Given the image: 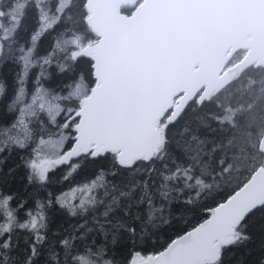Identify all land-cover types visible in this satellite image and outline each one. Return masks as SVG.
I'll return each mask as SVG.
<instances>
[{"label": "snow or ice", "instance_id": "6c2138e0", "mask_svg": "<svg viewBox=\"0 0 264 264\" xmlns=\"http://www.w3.org/2000/svg\"><path fill=\"white\" fill-rule=\"evenodd\" d=\"M141 3L69 26L63 0H0V264H264V198L202 179Z\"/></svg>", "mask_w": 264, "mask_h": 264}, {"label": "water", "instance_id": "95a60500", "mask_svg": "<svg viewBox=\"0 0 264 264\" xmlns=\"http://www.w3.org/2000/svg\"><path fill=\"white\" fill-rule=\"evenodd\" d=\"M134 0H88L92 23H112L122 5ZM140 36L164 67L161 110L179 96L175 110L199 104L222 91L234 75L223 74L232 57L244 51L242 72L264 67V0H143ZM125 8L124 10H126ZM264 154V136L259 143ZM264 198V167L240 187L238 202Z\"/></svg>", "mask_w": 264, "mask_h": 264}, {"label": "trees", "instance_id": "16d2710c", "mask_svg": "<svg viewBox=\"0 0 264 264\" xmlns=\"http://www.w3.org/2000/svg\"><path fill=\"white\" fill-rule=\"evenodd\" d=\"M25 2L18 0V3ZM68 7H71L73 18L65 16L64 23L72 26L86 14L85 5L81 7V0H63L62 8ZM46 44L47 40L41 43V48ZM242 57V52L235 54L230 66L238 64ZM3 71L8 75L10 69ZM186 109L181 124L187 121L191 128L200 130L203 143L193 144V154L203 159L201 176L213 184V192L218 188L226 192L240 188L254 172L263 169L264 154L259 151V143L264 136V67L237 71L222 91L202 104L193 102ZM213 145L217 149L214 155L210 151ZM221 159L226 161L223 175L218 167ZM213 170L219 177L216 182L211 178ZM83 178V175L78 177ZM247 255L246 251L240 258Z\"/></svg>", "mask_w": 264, "mask_h": 264}, {"label": "rangeland", "instance_id": "374dc122", "mask_svg": "<svg viewBox=\"0 0 264 264\" xmlns=\"http://www.w3.org/2000/svg\"><path fill=\"white\" fill-rule=\"evenodd\" d=\"M240 52H242V53H243V56H244L245 52H244V51H240ZM238 53H239V52H238ZM238 53H237V54H238ZM242 58H243V57H242ZM240 61H241V60H240ZM230 63H231V60H230L229 64L224 68V73H225V74H230V73L235 74V73L237 72V65H238V64L233 65V66H230ZM233 76H234V75H233ZM199 95H200V93L195 97V99H194L193 102H198V101H197V98L199 97ZM178 100H179V96L174 97V98L171 100L170 107L173 108V109H175V108H176V105H177V103H178ZM193 102H192V103H193ZM190 104H191V103H190Z\"/></svg>", "mask_w": 264, "mask_h": 264}]
</instances>
